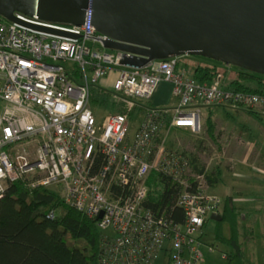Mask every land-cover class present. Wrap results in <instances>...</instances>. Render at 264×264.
<instances>
[{
    "label": "built area",
    "instance_id": "obj_1",
    "mask_svg": "<svg viewBox=\"0 0 264 264\" xmlns=\"http://www.w3.org/2000/svg\"><path fill=\"white\" fill-rule=\"evenodd\" d=\"M14 15L18 21L0 16V198L19 180L59 194L94 219L98 264H156L161 255L168 264H200L202 229L222 198L208 191L204 173L191 171L188 156L160 148V133L200 132L202 109L212 106L264 118V92L227 88L219 72L199 82L178 64L180 56L122 65L125 52L104 47L107 36L93 26L90 6L79 25ZM110 73L121 109L99 122L91 88ZM161 81L172 85L175 104L144 105ZM138 106L143 112L129 136ZM154 172L177 183L182 221L144 205Z\"/></svg>",
    "mask_w": 264,
    "mask_h": 264
},
{
    "label": "water",
    "instance_id": "obj_2",
    "mask_svg": "<svg viewBox=\"0 0 264 264\" xmlns=\"http://www.w3.org/2000/svg\"><path fill=\"white\" fill-rule=\"evenodd\" d=\"M88 6L104 47L125 52L122 65L198 55L264 75V0H0V16L79 25Z\"/></svg>",
    "mask_w": 264,
    "mask_h": 264
},
{
    "label": "trees",
    "instance_id": "obj_3",
    "mask_svg": "<svg viewBox=\"0 0 264 264\" xmlns=\"http://www.w3.org/2000/svg\"><path fill=\"white\" fill-rule=\"evenodd\" d=\"M203 58L213 63H197L188 72L199 82H210L223 70L219 66L223 62ZM237 68L239 71L226 82L227 88L264 92V75ZM99 93L103 96L105 91ZM205 125L207 134L212 137L214 125L210 113ZM194 169L205 173L198 166L194 165ZM205 178L209 183L214 181L210 174H205ZM148 184L150 190L144 205L156 214L164 212L182 221V210L175 206L179 193L177 183L163 173L154 172ZM229 201L227 199L216 222L215 238L235 249L232 255H227L226 264H247L238 242L237 213ZM53 209L58 210L57 215L47 218V213ZM100 236L94 219L68 206L51 189H28L19 180L8 184L0 198V264H98Z\"/></svg>",
    "mask_w": 264,
    "mask_h": 264
},
{
    "label": "rangeland",
    "instance_id": "obj_4",
    "mask_svg": "<svg viewBox=\"0 0 264 264\" xmlns=\"http://www.w3.org/2000/svg\"><path fill=\"white\" fill-rule=\"evenodd\" d=\"M181 59L183 66L190 71L192 67L197 63H213L211 60L203 58V56L198 55H183ZM181 64V63H180ZM221 69L219 73L223 74V84L226 86L229 77L235 74L239 69L234 65L219 64ZM115 74V73H114ZM112 74L107 75L101 79L97 85L91 88V99L90 107L92 108L95 117L100 122L103 118L110 112H116L121 109L118 103L113 102L110 91L113 90L114 78L111 77ZM264 88V85H263ZM104 90L105 94L100 95L99 91ZM107 93V94H106ZM224 108V107H222ZM219 108V106H212L211 108H203L201 113L202 118V128L200 132H193L187 128L181 129H163L160 133L159 146L163 151H175L177 153H182L190 157L192 163V169L194 165L205 170L204 174L215 175V169H219L221 173L231 172L233 162L227 163L224 157V152L227 155L235 156L240 154L242 151H248V148L252 146L254 138L251 136L252 121H258L257 118L249 116V120L243 115H236L237 110H230L228 108ZM212 110L213 121H214V136L210 137L207 134L205 120L207 118L208 111ZM227 110V111H226ZM235 111V112H234ZM230 114L231 117H229ZM249 115V114H247ZM233 116V117H232ZM212 119V118H211ZM138 123V122H137ZM136 127V123L130 122L129 125V136L132 135ZM212 138V139H211ZM239 139L243 140V144L239 143ZM248 141L249 144H245ZM230 149V154L228 150ZM206 179V178H205ZM206 185L208 191L219 194L224 197L226 194L231 192V183L218 181L216 185L212 188L209 182L206 180ZM253 226L255 229V239L251 241H246L242 238V248L243 255L246 261L250 264H264V221L262 219H254ZM246 221L242 222L241 217L239 219V230L242 234H246ZM214 227L215 221L208 219L204 226V235L201 238V252L202 261L200 264H223V250L225 246L222 245L220 241L214 238ZM216 230V228H215ZM209 247L213 248V252H209ZM165 258L159 259L157 264H167Z\"/></svg>",
    "mask_w": 264,
    "mask_h": 264
},
{
    "label": "crops",
    "instance_id": "obj_5",
    "mask_svg": "<svg viewBox=\"0 0 264 264\" xmlns=\"http://www.w3.org/2000/svg\"><path fill=\"white\" fill-rule=\"evenodd\" d=\"M184 56H180V66H183L181 59ZM112 74L111 77L114 78L115 74ZM109 74V75H110ZM176 99L172 95V85L168 82L161 81L158 83L154 93L152 96L146 101H144V105L147 106H172L175 104ZM211 108V107H209ZM222 108V107H219ZM224 108H222L223 110ZM227 111V110H226ZM143 112V107L138 106L136 107L131 116V122L138 124L137 122L140 121L141 114ZM211 115L212 122L213 121V113L212 110L208 111ZM235 112V111H234ZM236 115H243L249 120V116H253L254 118H257L258 121H252V126H249L251 128V136L254 138V141L252 143V146L248 148V151H242L240 154H237L235 156L227 155L226 152H224L225 160L229 162H233V166L231 168V172H225V174L221 173V171L218 169H215V175H211L212 178H214L213 182H210L211 188L217 184L218 181L223 182V178L225 182H228L230 185L231 183V192L230 194H226L224 197L219 195L222 198V202L218 208L217 213L221 217V212L224 209V206L227 203V199L230 200L231 206L235 208V211L237 213V225L239 223V219L241 217L242 222L247 223L246 225V234L240 233L239 226V239L238 242L241 246V252L243 255V244H242V238L245 236H248L250 238L246 239V241H251L255 239V229H254V219H262L264 221V118L254 116L246 111L243 110H237ZM249 114V115H247ZM229 117L230 114L227 113ZM233 117V116H232ZM214 125V124H213ZM173 129H181V128H173ZM214 136V131L213 135ZM212 139V138H211ZM228 154H230V149L228 150ZM190 159V157H189ZM191 160V159H190ZM208 219H211L210 217ZM207 219V220H208ZM207 220L204 223V226L207 222ZM213 220V219H212ZM215 221V227L216 228V222ZM204 226L202 229V236L204 235ZM215 238V233H214ZM222 245L225 246V249L223 250V254L221 258H223V264H226L227 262V255H232L234 253V248L230 245L222 243ZM210 253L213 252L209 250ZM165 258L166 263L167 258L165 256H160L158 258L162 259ZM157 260V262H158ZM243 260L250 264L249 261H246L244 258ZM157 264V263H156Z\"/></svg>",
    "mask_w": 264,
    "mask_h": 264
}]
</instances>
